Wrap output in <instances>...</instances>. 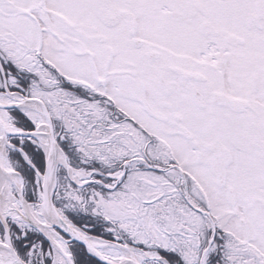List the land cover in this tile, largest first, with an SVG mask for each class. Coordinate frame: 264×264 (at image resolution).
<instances>
[{
  "label": "snow or ice",
  "instance_id": "obj_1",
  "mask_svg": "<svg viewBox=\"0 0 264 264\" xmlns=\"http://www.w3.org/2000/svg\"><path fill=\"white\" fill-rule=\"evenodd\" d=\"M0 264H264V0H0Z\"/></svg>",
  "mask_w": 264,
  "mask_h": 264
}]
</instances>
